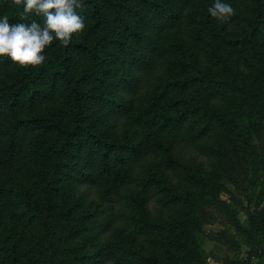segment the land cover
<instances>
[{"label": "trees", "instance_id": "1", "mask_svg": "<svg viewBox=\"0 0 264 264\" xmlns=\"http://www.w3.org/2000/svg\"><path fill=\"white\" fill-rule=\"evenodd\" d=\"M223 2L84 0L43 64L0 57V264H208L212 211L217 242L264 250L236 209L264 177V0Z\"/></svg>", "mask_w": 264, "mask_h": 264}, {"label": "clouds", "instance_id": "2", "mask_svg": "<svg viewBox=\"0 0 264 264\" xmlns=\"http://www.w3.org/2000/svg\"><path fill=\"white\" fill-rule=\"evenodd\" d=\"M14 5H23L21 21L12 24L5 15L0 17V57H7L21 68L36 67L45 62V49L59 41L68 45L73 35L80 34L85 28L84 17L76 9L83 7L84 0H12ZM212 18L227 22L235 15L234 8L223 2L214 0L208 9ZM43 19L38 23L31 22L30 16Z\"/></svg>", "mask_w": 264, "mask_h": 264}, {"label": "rangeland", "instance_id": "3", "mask_svg": "<svg viewBox=\"0 0 264 264\" xmlns=\"http://www.w3.org/2000/svg\"><path fill=\"white\" fill-rule=\"evenodd\" d=\"M203 43H206V51H210L211 46H213L211 42ZM205 55H207L206 52ZM234 104L235 101L230 102L228 107H231ZM242 110H248L247 105H243ZM250 183V185H247L248 191L246 192V195L241 194L238 197V201L241 202L242 205L236 206V209L239 211L240 221L248 230H250L252 226L256 227L262 221V219H264L263 175H252L250 178ZM222 199L229 201V197L226 195H223ZM212 213L214 215V223L205 224L203 231L200 232L202 250L204 251V255L208 264H225L226 258L238 263L243 262L244 264H264V250L259 249L260 237H255L250 240L239 237L241 247L236 250L230 245L223 244V242H217L215 240L216 234L225 231L227 229V225H225V217L221 213L216 211H212ZM119 224L120 222L117 225ZM231 233L236 234L237 232L231 231ZM102 240L103 242L108 241L109 235L103 236Z\"/></svg>", "mask_w": 264, "mask_h": 264}]
</instances>
